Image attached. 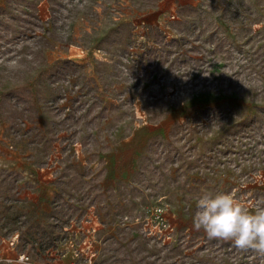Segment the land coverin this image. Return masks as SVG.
Instances as JSON below:
<instances>
[{
	"label": "rangeland",
	"instance_id": "rangeland-1",
	"mask_svg": "<svg viewBox=\"0 0 264 264\" xmlns=\"http://www.w3.org/2000/svg\"><path fill=\"white\" fill-rule=\"evenodd\" d=\"M219 192L264 207V0H0V264H264Z\"/></svg>",
	"mask_w": 264,
	"mask_h": 264
},
{
	"label": "clouds",
	"instance_id": "clouds-1",
	"mask_svg": "<svg viewBox=\"0 0 264 264\" xmlns=\"http://www.w3.org/2000/svg\"><path fill=\"white\" fill-rule=\"evenodd\" d=\"M193 227L209 239L231 241L241 250L264 254V207L251 209L233 193H205L197 201ZM27 264V258H21Z\"/></svg>",
	"mask_w": 264,
	"mask_h": 264
},
{
	"label": "built area",
	"instance_id": "built-area-1",
	"mask_svg": "<svg viewBox=\"0 0 264 264\" xmlns=\"http://www.w3.org/2000/svg\"><path fill=\"white\" fill-rule=\"evenodd\" d=\"M147 228L149 233L153 236L163 237L165 240H171V236L174 233L175 227L170 221L169 211L166 208H156L152 210L147 219ZM96 229L92 227L88 229L87 238L84 241V245L95 235ZM90 238V239H89Z\"/></svg>",
	"mask_w": 264,
	"mask_h": 264
}]
</instances>
